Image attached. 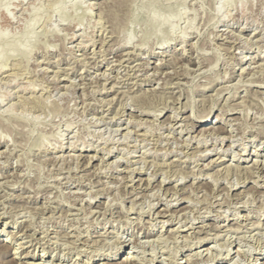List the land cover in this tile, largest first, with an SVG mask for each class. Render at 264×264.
Wrapping results in <instances>:
<instances>
[{
    "label": "rangeland",
    "instance_id": "rangeland-1",
    "mask_svg": "<svg viewBox=\"0 0 264 264\" xmlns=\"http://www.w3.org/2000/svg\"><path fill=\"white\" fill-rule=\"evenodd\" d=\"M0 35V264L264 263V0H0Z\"/></svg>",
    "mask_w": 264,
    "mask_h": 264
},
{
    "label": "bare ground",
    "instance_id": "bare-ground-1",
    "mask_svg": "<svg viewBox=\"0 0 264 264\" xmlns=\"http://www.w3.org/2000/svg\"><path fill=\"white\" fill-rule=\"evenodd\" d=\"M1 1H3V0H1ZM21 3L22 2H24L25 0H19ZM229 1L230 0H226V2L227 3H229ZM61 15H60V18L62 19V20H66L67 19V17H66V15H65V13L63 12V11H61V13H60ZM33 21V24H30V25H27V27H26V31H25V33L23 34V38H28V36H29V34H30V32H31V30L34 28V26L38 23V20L37 19H34V20H32ZM153 24V26H157V25H160V22L159 21H155V22H153L152 23ZM1 36V35H0ZM72 39V38H71ZM127 41V40H126ZM125 42V41H124ZM123 42V43H124ZM128 42V41H127ZM119 43V42H118ZM126 45V42L123 44V46H125ZM9 46H13V44L12 43H9ZM2 52H3V49L2 48H0V72H2V73H5V72H7L5 69H6V63H7V60H8V56L7 55H4V54H2ZM22 55L25 57V58H27L28 57V55H29V51L28 50H24L23 52H22ZM126 56L127 55H129L128 53L127 54H125ZM262 56V55H261ZM256 57V56H255ZM261 58V57H260ZM120 63V62H119ZM191 63V62H190ZM260 65V64H259ZM264 65V64H263ZM261 66V65H260ZM259 67V66H258ZM108 69V68H107ZM263 70V69H262ZM251 73V72H250ZM9 76V75H8ZM261 76V75H260ZM63 80V79H62ZM263 80V79H262ZM65 88V87H64ZM107 89V88H106ZM40 103V102H39ZM42 103V102H41ZM233 109V108H232ZM237 110V109H236ZM142 114V113H141ZM147 114V113H146ZM210 114H211V111L209 110L208 112H205V116H203V117H201L200 119H199V121H198V124H199V127H205V126H209V124H211V122L208 124L207 122L209 121V118H210ZM201 115V114H200ZM157 116V115H156ZM173 118H175V117H173ZM140 123V122H139ZM207 123V124H206ZM193 126H195V125H193ZM190 127H192V126H190ZM211 129H213L214 130V128H212V127H210V128H204V129H202L201 130V132H200V136L201 137H203V136H205L206 135V133L208 134L209 132H208V130H211ZM212 131V130H211ZM186 132V131H185ZM213 133H214V131H213ZM215 134V133H214ZM198 136H199V134H198ZM199 136V137H200ZM199 139V138H198ZM199 141V140H198ZM198 143V142H197ZM206 151V150H205ZM219 154V153H218ZM254 165H255V163H254ZM253 165V166H254ZM256 167V166H255ZM244 170V169H243ZM245 170H246V168H245ZM262 177V176H261ZM130 181V180H129ZM167 201V200H166ZM163 211H165V212H170V211H167V210H163ZM174 213L175 212H177L176 210H174L173 211ZM178 213V212H177ZM159 215V217H165L164 215H162V216H160V213L158 214ZM236 219H239V217H236ZM249 225V224H248ZM151 229V228H150ZM4 242V241H3ZM5 243H6V241H5ZM138 244V243H137ZM20 246V245H19ZM239 250V249H238ZM10 251V250H9ZM210 252V251H209ZM228 252V251H227ZM17 254V251H16V249H14V251H13V253H12V255L13 256H15ZM196 254V253H195ZM198 254V253H197ZM137 260V259H136ZM126 261V264H131L130 263V261L128 260V258L125 260ZM86 263V262H85ZM231 263V262H230ZM115 264V263H114ZM122 264V263H121ZM264 264V263H263Z\"/></svg>",
    "mask_w": 264,
    "mask_h": 264
}]
</instances>
